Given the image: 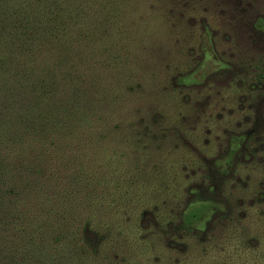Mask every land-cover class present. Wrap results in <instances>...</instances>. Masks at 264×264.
<instances>
[{"label":"rangeland","instance_id":"rangeland-1","mask_svg":"<svg viewBox=\"0 0 264 264\" xmlns=\"http://www.w3.org/2000/svg\"><path fill=\"white\" fill-rule=\"evenodd\" d=\"M3 152L0 264L57 211L71 264H264V0H0Z\"/></svg>","mask_w":264,"mask_h":264},{"label":"trees","instance_id":"trees-1","mask_svg":"<svg viewBox=\"0 0 264 264\" xmlns=\"http://www.w3.org/2000/svg\"><path fill=\"white\" fill-rule=\"evenodd\" d=\"M53 27L54 26L52 25V28ZM41 87L43 88V85ZM44 117L45 116L42 112H35L32 117L34 118L33 125L18 120L15 122V130H10L13 128L11 123H4L2 126L3 135H11L10 138L3 140L5 146L9 148L12 146H20L19 150L23 148V150L26 151V147L23 146L24 143L21 139L30 134L32 127L34 130L35 128L40 127L41 124H44ZM37 121H40L41 124H35ZM44 126L41 127L43 128ZM37 131H41V129H38ZM26 141L27 140L25 139V143ZM8 155L9 153L7 154L3 152V156L0 158V174L4 180L12 181L17 164H13L8 160ZM12 189H14L13 186ZM59 214L60 212L57 211L54 215H48V219L42 220L39 224L31 225V230L28 232V235L22 234L25 232L24 228H19L18 250L13 258L12 264H71L74 261L72 260V256L78 255V257H75L76 260L77 258H83L84 255H89L88 253H95L99 250L110 233L98 232L101 234L99 235L97 233L99 235V241L96 244L95 242L93 244L87 236L91 231L90 221H86L80 229V226L76 225V229L71 230L72 226L69 221H61V223H58V218H53ZM54 219L56 220V223L52 222ZM43 223H47L48 229L45 232L41 229ZM106 229H108V227H106ZM71 231H73V233ZM63 245L67 246L68 250L59 253L62 248L61 246ZM10 252H15V250L11 249ZM4 264L8 263L4 262Z\"/></svg>","mask_w":264,"mask_h":264}]
</instances>
